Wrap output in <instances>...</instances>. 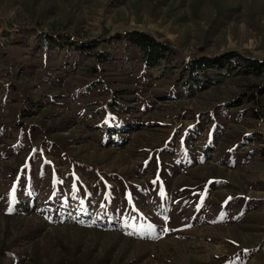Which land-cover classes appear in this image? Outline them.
I'll use <instances>...</instances> for the list:
<instances>
[{
  "label": "rangeland",
  "instance_id": "obj_1",
  "mask_svg": "<svg viewBox=\"0 0 264 264\" xmlns=\"http://www.w3.org/2000/svg\"><path fill=\"white\" fill-rule=\"evenodd\" d=\"M128 31L170 60L53 43ZM225 53L264 60V0H0V264H264V71L180 87Z\"/></svg>",
  "mask_w": 264,
  "mask_h": 264
},
{
  "label": "trees",
  "instance_id": "obj_2",
  "mask_svg": "<svg viewBox=\"0 0 264 264\" xmlns=\"http://www.w3.org/2000/svg\"><path fill=\"white\" fill-rule=\"evenodd\" d=\"M53 43L57 45L59 51H64L69 59H74L69 64L72 67H75L81 60L92 58L97 63L106 64L109 68L126 76L132 74L138 65L143 70L157 69L166 64L172 56L169 42L158 41L150 35L138 31H128L123 35H116L104 41L76 42L72 37L59 36V40ZM102 43L109 46L107 51L97 50ZM232 70H240L239 73L242 75L257 74L264 71V60L257 61L237 53H225L214 59L199 57L188 60L183 66L182 74L187 76V79L181 83L180 87L185 91L205 89L207 84L222 81L215 79L209 74L210 72L216 71L217 76L222 77L229 75ZM182 79L180 78V81ZM84 90L88 91L87 87ZM113 94H111V100L108 101V106L120 112L124 104ZM114 139L113 137L112 141H115ZM6 262L12 264L14 258L10 257Z\"/></svg>",
  "mask_w": 264,
  "mask_h": 264
},
{
  "label": "snow or ice",
  "instance_id": "obj_3",
  "mask_svg": "<svg viewBox=\"0 0 264 264\" xmlns=\"http://www.w3.org/2000/svg\"><path fill=\"white\" fill-rule=\"evenodd\" d=\"M11 209H9V211H10Z\"/></svg>",
  "mask_w": 264,
  "mask_h": 264
}]
</instances>
